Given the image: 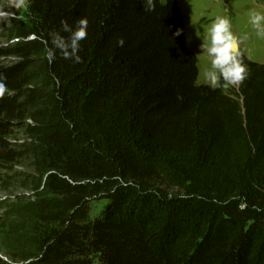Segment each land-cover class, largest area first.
Masks as SVG:
<instances>
[{"label": "trees", "instance_id": "1", "mask_svg": "<svg viewBox=\"0 0 264 264\" xmlns=\"http://www.w3.org/2000/svg\"><path fill=\"white\" fill-rule=\"evenodd\" d=\"M154 2L28 0L19 60L0 66V164L19 157L18 119L30 162L4 232L13 261L264 264V64L241 55L243 108L199 84L178 1ZM81 18V62L57 50L49 63V32ZM93 199L107 203L91 219Z\"/></svg>", "mask_w": 264, "mask_h": 264}, {"label": "rangeland", "instance_id": "2", "mask_svg": "<svg viewBox=\"0 0 264 264\" xmlns=\"http://www.w3.org/2000/svg\"><path fill=\"white\" fill-rule=\"evenodd\" d=\"M177 1L182 9L180 10L181 15L182 17L184 16L183 25L185 34L192 43L189 48L191 50L193 49L192 51H194L198 57L199 75L197 82L199 84H205L201 73L203 68L208 64L206 54H204L201 49V44L203 43L202 39L206 36L208 28L217 16H227L230 18L233 33L241 39L239 45L241 55L251 61L264 64V38L257 36L256 30L251 25L248 15L251 10L264 12V0ZM26 23L27 6L16 8L13 5V0H0V66H10L19 60V58L13 56V53L11 54L14 50V46L19 43L18 39L14 36L13 30L19 25H26ZM245 36L247 39H244ZM194 39H197V41ZM187 45L189 46L188 42ZM239 88L230 89V93L233 92L237 96L240 95ZM238 100L243 108L244 99L241 95ZM17 101L22 100L17 99ZM23 122L24 120L21 119L15 120L13 122L14 125L7 133L9 136V139H7L10 144L9 147L14 153L17 154V152H19V157L15 158L11 164H0L4 167L12 168L11 172H0V264H22V262L13 261L12 258L7 256V252H9L10 249L9 243L5 239L4 232L11 227V225H15V223H13V214H15L17 202L21 199L25 200L28 198L26 196L31 195L30 190L23 187L27 185V182L18 175L20 172H28L30 165L28 155L25 154L23 150L21 152L19 147L17 148L19 144L28 141L22 126ZM23 196H25V198H22ZM106 203V199L91 200L89 204L90 218L94 219L100 217ZM25 246L30 247L31 244L27 242Z\"/></svg>", "mask_w": 264, "mask_h": 264}, {"label": "clouds", "instance_id": "3", "mask_svg": "<svg viewBox=\"0 0 264 264\" xmlns=\"http://www.w3.org/2000/svg\"><path fill=\"white\" fill-rule=\"evenodd\" d=\"M28 0H13L16 8L26 7ZM145 11L155 10L154 0H144ZM250 23L256 30L259 37L264 38V12L251 10L249 12ZM62 30L68 33L65 37L58 31L49 32L52 48L47 53L49 63L56 59L58 50L65 60L80 63L81 57L80 42L87 36L88 21L81 18L75 25L70 26L66 21H62ZM176 35H181V30H177ZM244 39H247L245 36ZM202 51L206 54L208 64L202 70L204 83L212 90L220 89L223 94L229 95L230 89H238L248 75L247 67L241 59L240 42L232 31V23L227 16H217L208 28L206 36L202 39ZM124 39L119 38L117 44L124 45ZM7 91L6 77L0 74V97Z\"/></svg>", "mask_w": 264, "mask_h": 264}, {"label": "crops", "instance_id": "4", "mask_svg": "<svg viewBox=\"0 0 264 264\" xmlns=\"http://www.w3.org/2000/svg\"><path fill=\"white\" fill-rule=\"evenodd\" d=\"M179 7H180V5H179ZM180 10H182L181 9V7H180ZM184 18V16L182 17V19ZM189 30V29H188ZM187 30V31H188ZM186 35V34H185ZM186 38H187V42H188V44H189V47H191V45H192V43H191V41H190V39L187 37V35H186ZM193 50V49H192Z\"/></svg>", "mask_w": 264, "mask_h": 264}, {"label": "bare ground", "instance_id": "5", "mask_svg": "<svg viewBox=\"0 0 264 264\" xmlns=\"http://www.w3.org/2000/svg\"><path fill=\"white\" fill-rule=\"evenodd\" d=\"M195 33V32H194ZM197 34V33H196ZM199 36V35H198ZM193 38V37H192ZM200 38H201V36H200ZM195 40V39H194ZM195 41H197V39L195 40ZM197 44V43H196ZM205 54V53H204Z\"/></svg>", "mask_w": 264, "mask_h": 264}]
</instances>
